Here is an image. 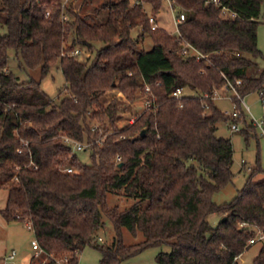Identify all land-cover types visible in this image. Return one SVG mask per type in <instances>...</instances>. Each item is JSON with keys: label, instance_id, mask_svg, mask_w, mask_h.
Returning <instances> with one entry per match:
<instances>
[{"label": "trees", "instance_id": "trees-1", "mask_svg": "<svg viewBox=\"0 0 264 264\" xmlns=\"http://www.w3.org/2000/svg\"><path fill=\"white\" fill-rule=\"evenodd\" d=\"M56 1L0 0V27L6 29L0 35L5 220L31 223L43 264H79L86 246L100 252V264H123L164 244L171 250L157 255L158 264H238L236 258L251 246L252 226L264 229V180H253L264 170L257 158V167L229 203L213 201L234 177V147L231 139L216 135L218 123L232 117L217 108L212 96L231 83L237 92L233 103L244 121L241 98L256 91L264 97V70L258 76L248 73L256 59L264 58L258 48L264 0H174L185 14L179 33L207 56L199 59L183 55L177 36L152 30L143 4L108 0L103 5L108 19L99 24L75 11L72 3L63 22ZM143 1L154 15L163 5V0ZM224 8L236 16L224 15ZM136 27L142 30L139 40L145 33L152 38L151 50L141 49L131 37ZM94 43L103 46L89 63L67 54L78 45L93 50ZM9 50L15 52L19 69L40 68L42 78L58 64L65 97L54 102L40 81L16 76L9 67ZM147 86L155 105L134 114L133 123L116 127L118 102L104 107L101 97L118 90L134 102L148 96ZM186 87L198 94L173 96ZM106 119L109 125L104 123L99 135L92 121ZM66 138L89 143L90 165L81 162ZM65 167L74 172H63ZM109 193L134 203L124 211L109 208ZM212 214L222 217L216 226L209 221ZM103 215L115 228L112 246L94 241ZM123 228L134 236L141 232L145 239L126 245ZM252 264H264V241Z\"/></svg>", "mask_w": 264, "mask_h": 264}, {"label": "rangeland", "instance_id": "rangeland-1", "mask_svg": "<svg viewBox=\"0 0 264 264\" xmlns=\"http://www.w3.org/2000/svg\"><path fill=\"white\" fill-rule=\"evenodd\" d=\"M108 0H92L91 2L84 3L83 0H72L70 3L74 6L75 11H80L81 15H89L96 23L103 24L108 19V11L103 8ZM57 3V1H56ZM69 3V4H70ZM68 4V5H69ZM148 14L152 13V10L148 4L145 6ZM178 11V8H175ZM49 11V10H48ZM50 12V11H49ZM156 23L159 28L165 30L171 36L176 37L178 35L177 27L173 19V14L166 3H163L159 13L155 15ZM260 24L258 26V48L264 55V5L262 7L261 15L259 18ZM6 29L0 27V35L5 33ZM142 33L141 27H136L131 32V37L138 42V45L143 50H151L153 48L152 38L148 33H145L139 40V35ZM74 36L71 35L69 44L73 41ZM93 50L79 47L82 52L77 56L80 61H88V63L94 58L96 51L103 46L102 43H94ZM9 67L11 71L22 81H28L30 78L41 82L42 90L54 100L59 102L66 95V84L62 71L58 64L54 65L49 74L42 78L40 68L34 70L23 71L19 69V61L16 59L15 52L9 50ZM256 66L249 69L248 73L252 76H258L261 71L264 70V58L256 59ZM223 90V86L220 88ZM185 95L195 96L197 91L191 92V89L186 87L184 91ZM221 94V93H220ZM218 95L214 99V103L219 110L223 113L234 112L235 104L232 97L234 92L224 93ZM118 102V111L115 116V126L123 127L128 124L129 120L138 114L145 107V98L138 97L134 102H130L126 99L123 93L118 90L107 91L100 99V104L107 107L110 102ZM244 103L249 106V111L246 110ZM242 109L246 116V121L242 118L239 120L229 119L218 123V130L216 135L218 137L231 139L234 147L233 166L232 172L234 177L232 182L226 185L224 188L217 191L213 196V201L217 204L229 203L241 190L246 180L251 174V169L257 167V158L261 168L264 170V136L257 130L251 121L264 120V97H261L259 91L252 92L243 98L241 103ZM95 128L99 131V135H102V129L106 125H109L107 119L105 122L99 120L92 121ZM246 122V123H245ZM106 125H105V124ZM233 124L238 125L239 130L233 131L231 126ZM250 125V126H249ZM248 135V142L246 141L245 133ZM87 149L77 152V156L82 163L90 165V149L89 143ZM254 181L259 182L264 180V172L256 174L253 178ZM9 185L8 182L4 184ZM8 190L6 187H0V264H41L43 260V253L36 255L35 250L32 248V242L36 240L35 234L32 228L28 227L27 221H6L1 211L5 208L7 203ZM107 206L109 208L117 207L119 211H124L129 208L134 200L128 198L123 194L109 193L107 196ZM222 217L218 214H212L209 217V221L213 226H216ZM103 225L95 233L94 241L102 246H112L114 238L116 236L115 228L110 219L103 215ZM122 239L126 245H134L142 242L145 237L144 234L139 232L137 236H134L128 229H122ZM263 242H257L251 245L238 259V264H252L255 257L258 255L262 248ZM171 250L168 245H160L156 247H150L143 252L132 256L125 260L123 264H158L156 257L160 252H169ZM12 251L16 252V256L13 260L4 263V258L11 254ZM101 254L93 246H86L79 254V264H100Z\"/></svg>", "mask_w": 264, "mask_h": 264}, {"label": "built area", "instance_id": "built-area-1", "mask_svg": "<svg viewBox=\"0 0 264 264\" xmlns=\"http://www.w3.org/2000/svg\"><path fill=\"white\" fill-rule=\"evenodd\" d=\"M71 1L72 0H57V4H59L61 6V8H62L61 20L63 22H65V21H67L69 19V16L66 13V6ZM133 1H134L135 4H143V7L145 9V6H146L147 3H145L143 0H133ZM212 2L217 4L219 2V0H212ZM163 3H166L169 6V9L171 10V12L173 14V19H174V22L176 24L177 32H178L177 37H178L179 43L182 45V53H183V55L196 56L197 59L206 58L207 57L206 55H204L202 52H200L198 49H196L191 43L186 41L182 37V35L179 33V24L185 20L184 12L182 10H180L179 7L176 6L174 0H163ZM176 7L178 8V11H176V9H175ZM145 11H146V9H145ZM223 13H224V15H227V16H229L231 18H234L236 16L235 13L229 12L225 8L223 10ZM49 14H50V12L46 11V16H49ZM148 17H149V23L151 25V29L152 30H156L157 28H159V26L156 23L155 15L153 13H151V14H148ZM81 52H82V50L79 47H76L75 49H73L72 51H70L67 54H69L71 56H78L79 54H81ZM63 55H65V53H63ZM237 82L240 83V80H238ZM231 90L234 92V95H237V92H236V89L234 88V86L231 83H228V84L223 86V90H220V89L214 90L212 99L214 100L215 97H217L220 93H221L220 95H222V94L227 93L229 91L231 92ZM145 91L148 94V96L145 98V107L144 108H150V107L155 105V97H154L153 93L151 92V90H150V88L148 86L146 87ZM183 91H184V89L178 88L173 93V96L177 97V98H180L183 95ZM205 97H208V95L206 94ZM261 97H262V93H261ZM241 103H243V98H241ZM244 106H245L247 111L250 110L249 106H247L245 103H244ZM204 107L208 108L207 104H204ZM226 114L230 115L234 119H238V118L241 117V111L238 110L236 107L234 108V112H232V113H228L227 112ZM134 120H135V116H133L131 118V120H129L128 124L133 123ZM251 124L257 130H259L261 132V135L264 136V120H255V119H253L251 121ZM231 129L233 131H238L239 127H238V125L233 124L231 126ZM65 142L72 147L73 152L83 151V150H85L88 147V144L82 143V142H78V141H74V140H72L70 138H66ZM117 160L120 161L121 157L118 156ZM62 171L63 172H67V173H73L74 172L73 168H71V167H65V168L62 169ZM28 227L32 228L31 223H28ZM252 227H253V230H254L255 234L249 240L248 245H253V244L257 243V242H263L264 241V229H261V228H259L257 226H252ZM32 248L35 250V252H36L35 254L36 255H38L40 253H43L42 252V248H41V246H40V244H39V242L37 240H34L32 242ZM15 256H16V252L12 251L11 254L6 256V258H4V263H7V262L13 260L15 258ZM239 258H240V256L236 258L237 262H238ZM41 264H43V263L41 262Z\"/></svg>", "mask_w": 264, "mask_h": 264}, {"label": "water", "instance_id": "water-1", "mask_svg": "<svg viewBox=\"0 0 264 264\" xmlns=\"http://www.w3.org/2000/svg\"><path fill=\"white\" fill-rule=\"evenodd\" d=\"M146 132H147V129L144 128V129L141 131L140 136H141V137H144V136L146 135ZM224 219H225V218H223V220H224Z\"/></svg>", "mask_w": 264, "mask_h": 264}, {"label": "crops", "instance_id": "crops-1", "mask_svg": "<svg viewBox=\"0 0 264 264\" xmlns=\"http://www.w3.org/2000/svg\"><path fill=\"white\" fill-rule=\"evenodd\" d=\"M186 90V88L184 89V91ZM184 91H183V93H184ZM191 92H194L193 90H191ZM185 94V93H184ZM243 110V109H242ZM244 112V111H243ZM227 113V112H226Z\"/></svg>", "mask_w": 264, "mask_h": 264}]
</instances>
